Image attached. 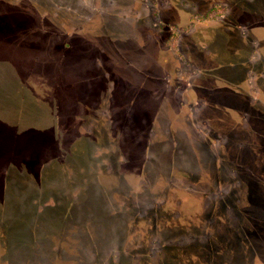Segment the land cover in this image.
Returning <instances> with one entry per match:
<instances>
[{
	"label": "rangeland",
	"instance_id": "rangeland-1",
	"mask_svg": "<svg viewBox=\"0 0 264 264\" xmlns=\"http://www.w3.org/2000/svg\"><path fill=\"white\" fill-rule=\"evenodd\" d=\"M0 59L52 78L0 264H264V0H0Z\"/></svg>",
	"mask_w": 264,
	"mask_h": 264
},
{
	"label": "crops",
	"instance_id": "crops-1",
	"mask_svg": "<svg viewBox=\"0 0 264 264\" xmlns=\"http://www.w3.org/2000/svg\"><path fill=\"white\" fill-rule=\"evenodd\" d=\"M70 41L72 42V44H79L81 42L86 44L90 41L92 42V44L95 43L93 42V40H89L86 38H73L70 39ZM84 51L87 52L88 50ZM89 54H92V60L94 59V55L96 56V58H98L100 54L99 46L95 47L91 53H87V56H89ZM110 58L111 57L107 58L108 61L110 60ZM3 60L0 59V118L3 119L6 125L17 124L18 126H20L19 123L26 124V121L24 122L22 120L25 118L23 115V111L20 110L19 107L20 105H22L26 107V109H29L31 111L30 117L33 119L30 122L31 124H33L34 126H51V116L50 114H47L45 112V110H49V108H46L45 104L42 105V101L46 100V97H49L48 91L52 87V78L50 74L47 75L46 73L41 71V68H39L38 70L36 69V71L34 69V73L33 71H31V68H29V66H21L14 60ZM87 60H91V58H88ZM97 60H99V58ZM111 60L114 59L111 58ZM84 61V58L79 59L80 69L84 67V65L81 64ZM102 61L104 60L102 59ZM83 71L84 70H80V72ZM61 72V77L65 82V79L67 80L70 75L63 74V68ZM98 77L100 79V75H98ZM27 99H30V104H27ZM28 105H30L31 107L28 108Z\"/></svg>",
	"mask_w": 264,
	"mask_h": 264
},
{
	"label": "trees",
	"instance_id": "trees-1",
	"mask_svg": "<svg viewBox=\"0 0 264 264\" xmlns=\"http://www.w3.org/2000/svg\"><path fill=\"white\" fill-rule=\"evenodd\" d=\"M46 156L47 155L40 153V158H45ZM1 160H2V158L0 157V183L2 184V186L0 187V193L2 192V198H5L6 197L5 196L6 190L8 188L7 182L10 181L8 176H10L12 178L13 174H15L17 169H16V166L14 165L13 162L11 164L5 165V162L2 164ZM38 172L39 171L36 169L33 171V174L32 173L31 174L36 175V173H38ZM29 174H30V172H29ZM20 199H21V201H20V205H19L18 212L16 215H18L19 213L24 211L23 197H20ZM38 206L41 207V203H39ZM261 214H262V212H261Z\"/></svg>",
	"mask_w": 264,
	"mask_h": 264
}]
</instances>
